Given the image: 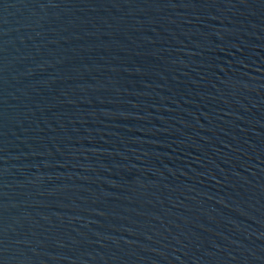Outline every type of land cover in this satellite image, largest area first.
I'll list each match as a JSON object with an SVG mask.
<instances>
[{"label":"water","instance_id":"1","mask_svg":"<svg viewBox=\"0 0 264 264\" xmlns=\"http://www.w3.org/2000/svg\"><path fill=\"white\" fill-rule=\"evenodd\" d=\"M0 264H264V0H0Z\"/></svg>","mask_w":264,"mask_h":264}]
</instances>
